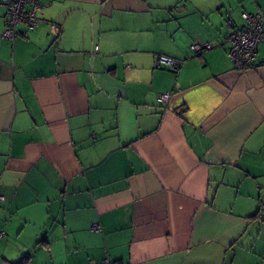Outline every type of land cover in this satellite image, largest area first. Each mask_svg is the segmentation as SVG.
<instances>
[{"label": "crops", "instance_id": "0c3cea01", "mask_svg": "<svg viewBox=\"0 0 264 264\" xmlns=\"http://www.w3.org/2000/svg\"><path fill=\"white\" fill-rule=\"evenodd\" d=\"M39 2L0 3V264H264V40L225 42L264 0Z\"/></svg>", "mask_w": 264, "mask_h": 264}, {"label": "built area", "instance_id": "2783aa9c", "mask_svg": "<svg viewBox=\"0 0 264 264\" xmlns=\"http://www.w3.org/2000/svg\"><path fill=\"white\" fill-rule=\"evenodd\" d=\"M5 6L6 25L1 36L13 40L17 34L16 27L23 23L27 29L34 28L40 21L39 11L43 5L39 0H0ZM243 24L236 25L232 17L226 18L225 42L227 43L226 53L231 59L236 69H245L256 64L258 44L264 40V13H250L243 11L241 13ZM209 43L194 42L190 45V50L195 53H201L210 48ZM180 61L164 55L158 54L155 57V66L157 68H166L176 70ZM171 94L164 92L159 94L163 101L170 99ZM3 197L0 196V200ZM97 229L99 225H93ZM1 236V234H0ZM101 264H114L109 256L103 258Z\"/></svg>", "mask_w": 264, "mask_h": 264}]
</instances>
